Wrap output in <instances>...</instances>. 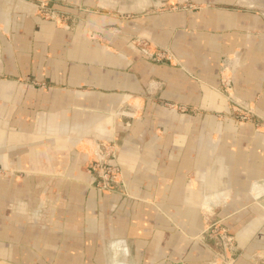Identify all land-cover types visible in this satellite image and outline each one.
<instances>
[{
  "label": "crops",
  "instance_id": "0c3cea01",
  "mask_svg": "<svg viewBox=\"0 0 264 264\" xmlns=\"http://www.w3.org/2000/svg\"><path fill=\"white\" fill-rule=\"evenodd\" d=\"M35 2L0 0V264H219L216 222L264 264V129L228 116L264 115V0Z\"/></svg>",
  "mask_w": 264,
  "mask_h": 264
},
{
  "label": "built area",
  "instance_id": "2783aa9c",
  "mask_svg": "<svg viewBox=\"0 0 264 264\" xmlns=\"http://www.w3.org/2000/svg\"><path fill=\"white\" fill-rule=\"evenodd\" d=\"M34 5L44 18H51L53 12L48 9L46 0H36ZM53 18L56 19V17ZM113 155L114 146L112 144L93 146L92 157L89 161L90 169L94 175L93 186L103 194H124V186L119 179V170L110 163ZM210 231L211 234H219L223 239L221 228L218 225L210 226Z\"/></svg>",
  "mask_w": 264,
  "mask_h": 264
},
{
  "label": "rangeland",
  "instance_id": "374dc122",
  "mask_svg": "<svg viewBox=\"0 0 264 264\" xmlns=\"http://www.w3.org/2000/svg\"><path fill=\"white\" fill-rule=\"evenodd\" d=\"M48 9L51 10L49 8V6H48ZM255 10L258 11V12L264 13V9H262V8L255 9ZM55 15L60 17L62 19V21L66 22V20H67L66 19V17H67L66 15H64V14L58 15V14H55L54 12L51 15V18H49V19H54L53 17H56ZM136 43L141 48H148V47H150L152 45V43L146 38H144V39L142 38L140 40H136ZM150 56H151V58L153 60H158V61L171 62L173 60L172 54L166 48L165 49H163V48H154V51L151 52ZM223 80L224 79H222V81ZM229 108H230V114L228 116L234 118L235 120H237L239 122H245V123H248V124H252L254 126L253 128H255L256 130L264 129V115L256 114L254 109L248 108V106H244L241 103H239L238 101L230 103V107ZM216 223L219 225V222H216ZM221 231H222V234H223V239L220 237L219 234H217V235L216 234H211L213 240L217 244V246H216L217 248L214 247V248H216V250H215L216 254H218V255L219 254H224V252L228 251V255L225 254L226 256H228V257L225 256L226 260L223 259L224 262L222 260L221 263H219V264H223V263H226V262L234 264L236 256L233 255L230 252V249L223 248V246H221V244L218 245L219 243H222V242H225V243L230 242L231 243V239L229 238V237H231L230 234L223 232V230H221ZM227 235H229V236H227ZM212 252H213V250H212Z\"/></svg>",
  "mask_w": 264,
  "mask_h": 264
},
{
  "label": "bare ground",
  "instance_id": "6f19581e",
  "mask_svg": "<svg viewBox=\"0 0 264 264\" xmlns=\"http://www.w3.org/2000/svg\"><path fill=\"white\" fill-rule=\"evenodd\" d=\"M262 4H264V3H262Z\"/></svg>",
  "mask_w": 264,
  "mask_h": 264
}]
</instances>
